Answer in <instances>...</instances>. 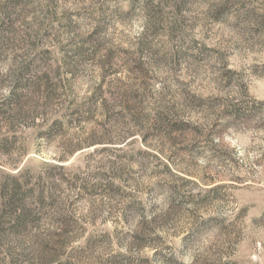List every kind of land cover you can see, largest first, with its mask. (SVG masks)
<instances>
[{"label": "rangeland", "instance_id": "rangeland-1", "mask_svg": "<svg viewBox=\"0 0 264 264\" xmlns=\"http://www.w3.org/2000/svg\"><path fill=\"white\" fill-rule=\"evenodd\" d=\"M11 178L0 264H264V0H0Z\"/></svg>", "mask_w": 264, "mask_h": 264}, {"label": "trees", "instance_id": "trees-1", "mask_svg": "<svg viewBox=\"0 0 264 264\" xmlns=\"http://www.w3.org/2000/svg\"><path fill=\"white\" fill-rule=\"evenodd\" d=\"M63 169V167H55ZM8 183L0 184V198H5L7 200L6 210L7 213L0 214L3 218H6V215L8 214L9 218H11L12 225H10V230L13 232H18L21 230H27L28 225L23 220L25 219L26 215H28V206L25 205L22 200L27 198L29 195H31V189H30V183L29 181L25 180V182H21L19 180H16L14 178L7 179ZM39 187V195L36 198V204L44 205L45 206V198H44V192L43 187L41 185ZM8 189H10L8 191ZM9 192V194H8ZM35 201V200H34ZM2 218V219H3ZM7 224L0 221V233L4 230H9L8 227H6Z\"/></svg>", "mask_w": 264, "mask_h": 264}]
</instances>
